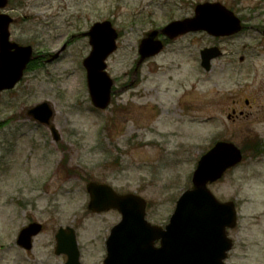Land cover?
I'll return each instance as SVG.
<instances>
[{"label": "rangeland", "instance_id": "rangeland-1", "mask_svg": "<svg viewBox=\"0 0 264 264\" xmlns=\"http://www.w3.org/2000/svg\"><path fill=\"white\" fill-rule=\"evenodd\" d=\"M206 2L224 5L247 29L220 39L202 32L166 40L140 66L136 84L121 90L144 35L192 17ZM0 13L14 20L10 41L31 45L37 55H55L96 22L110 21L118 33L106 61L118 91L105 111L90 103L86 39L52 63H34L14 90L0 94V264H64L53 251L54 235L66 227L75 231L81 262L103 264L105 240L120 215L88 211L86 184L140 196L148 221L164 225L191 187L197 161L216 142L243 153L242 163L210 187L237 209V246L227 264H264V152H251L255 140L264 145V39L254 30L264 26V0H9ZM212 46L223 55L205 73L199 52ZM42 102L55 111L58 143L25 115ZM232 108L244 112L234 123L227 119ZM29 222L43 230L25 253L15 241Z\"/></svg>", "mask_w": 264, "mask_h": 264}, {"label": "water", "instance_id": "water-1", "mask_svg": "<svg viewBox=\"0 0 264 264\" xmlns=\"http://www.w3.org/2000/svg\"><path fill=\"white\" fill-rule=\"evenodd\" d=\"M8 0H0V9ZM12 19L0 14V92L12 90L22 79L30 61L36 59L30 46H19L10 42L9 26ZM242 30L241 21L219 3L199 4L194 16L172 22L159 31L148 33L140 42V56L132 73L136 77L139 66L157 55L163 48L159 34L174 39L189 32L204 31L211 36L226 37ZM87 37L91 51L83 60L86 82L92 105L99 110L106 109L111 101L113 81L106 73V59L115 52L118 35L108 21L93 24L89 30L77 36ZM62 49L49 59L55 60ZM221 55L214 47L200 52L201 66L209 72L211 61ZM133 85L131 81L130 86ZM26 117L49 128L54 141L60 137L51 121L54 110L48 102H43L25 111ZM242 159L240 150L233 144L217 143L197 164L192 176V189L184 192L176 203L169 223L164 227L152 226L145 221L146 202L135 195H117L110 187L89 183L88 209L100 213L117 210L122 220L110 233L107 241V257L104 264H221L225 258L222 244L223 227L227 224L224 205H220L207 189L208 183L219 180L224 172L237 165ZM234 221V215H233ZM42 227L30 224L24 228L17 240L25 250L32 247V237L38 235ZM56 255L67 257L65 264H81L74 231L60 228L55 235ZM159 241L160 246L154 247ZM223 253H219V249ZM227 250V249H226Z\"/></svg>", "mask_w": 264, "mask_h": 264}, {"label": "flooded vegetation", "instance_id": "flooded-vegetation-1", "mask_svg": "<svg viewBox=\"0 0 264 264\" xmlns=\"http://www.w3.org/2000/svg\"><path fill=\"white\" fill-rule=\"evenodd\" d=\"M258 30V29H257ZM250 105H248L249 107ZM264 108V107H263ZM242 116H244V112L243 111H238V113L236 114V109L235 108H232L230 113L227 115V118L229 121H231L232 123L236 122L238 119H240ZM236 230L233 229V230H228V237L230 238L231 242H232V249L228 252V259L226 260V264L228 262V260L230 259L231 257V253L236 249V240L234 241L233 239V233L235 232ZM158 245V244H157Z\"/></svg>", "mask_w": 264, "mask_h": 264}, {"label": "trees", "instance_id": "trees-1", "mask_svg": "<svg viewBox=\"0 0 264 264\" xmlns=\"http://www.w3.org/2000/svg\"><path fill=\"white\" fill-rule=\"evenodd\" d=\"M34 63H35V62H34ZM34 63H32V64L29 66V69L31 68V66H32Z\"/></svg>", "mask_w": 264, "mask_h": 264}]
</instances>
